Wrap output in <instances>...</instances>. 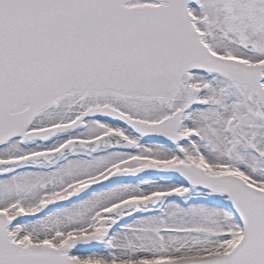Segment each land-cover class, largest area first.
I'll return each instance as SVG.
<instances>
[{
  "label": "snow or ice",
  "instance_id": "1",
  "mask_svg": "<svg viewBox=\"0 0 264 264\" xmlns=\"http://www.w3.org/2000/svg\"><path fill=\"white\" fill-rule=\"evenodd\" d=\"M0 264H264V0H0Z\"/></svg>",
  "mask_w": 264,
  "mask_h": 264
}]
</instances>
